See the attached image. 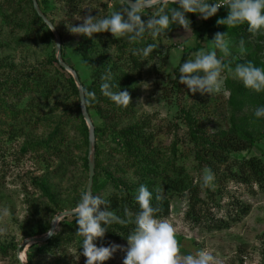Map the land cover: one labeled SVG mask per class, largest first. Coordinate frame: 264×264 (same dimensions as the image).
Wrapping results in <instances>:
<instances>
[{
  "label": "rangeland",
  "instance_id": "374dc122",
  "mask_svg": "<svg viewBox=\"0 0 264 264\" xmlns=\"http://www.w3.org/2000/svg\"><path fill=\"white\" fill-rule=\"evenodd\" d=\"M38 3L59 33L63 60L78 73L83 87L89 86L92 70L77 48L81 43L93 42L87 36L71 33L68 25L82 24L89 14L108 15L118 10L123 1L86 0L76 14L63 0H38ZM168 7L178 5L169 2ZM155 10L145 9L142 19L146 22ZM227 15L228 11L221 16ZM186 18L191 21L188 30L174 24L155 42L146 34L135 43L136 48L150 39L156 44L154 53L146 58L139 55L137 62L133 59L137 54L132 52L135 47L123 46L129 42L127 37L122 36L117 44L104 48L107 39L115 37L110 32L100 33L103 52L110 57L115 70L128 77L127 86L113 92L127 90L131 103L124 106L132 110L115 121L119 128L146 121L147 132L156 138L160 159L154 163L156 174L142 176V170L132 167V159L126 158L121 137L115 138L111 130L104 132L108 120L102 119L94 106L99 104L101 108V104L90 102V116L101 130L96 135L97 170L92 192L105 201L113 193L120 194L123 184L114 183L110 174L138 188L145 185L169 201L170 213L158 219L174 226L182 257L206 249L214 257L213 264H264V188L229 182L222 194H217L219 184L214 176L205 185L203 176L210 171L198 163L187 121L180 112L184 104L193 108L196 101L203 102L208 106L207 113L193 111L200 126L213 133L225 132L230 128L233 113L227 102L233 97L234 87L242 88L241 97H246L248 104L241 114L247 115L246 127L257 141L253 149L236 155L259 156L264 161V118L257 119L254 115L258 107L264 106V91L246 88L229 71L235 67L226 64L220 89L212 94L192 93L179 79L183 56L186 60L194 59L201 51H217L224 63L247 61L264 66V31L226 36L231 54L224 56L211 40L216 33H223L220 27L228 26L219 25L212 17L203 20L196 13H187ZM193 20L198 35L193 31ZM45 25L42 29L34 22L28 0H0V264H28L29 254L40 245L29 242L28 231L38 224L51 229L60 213L75 208L89 184L90 152L79 88L76 92L71 84L73 75L60 65L56 37ZM241 40L243 52L239 48ZM49 90L52 95L47 93ZM91 97V93L86 94V100ZM176 181L185 182L177 188ZM192 185L199 187L211 216L229 220V228L213 229L187 216L191 205L188 191ZM208 188L215 198L207 194ZM244 207L248 212L240 213L233 222L229 214H237ZM101 211H107L106 204L101 205ZM65 221H75L78 226L76 218L68 216L58 222L57 230ZM113 244L122 247L104 264H123L128 243L107 240L98 247ZM3 248L7 253H3ZM82 252L83 249L72 246L66 256L46 255L36 258L33 264H85L87 258Z\"/></svg>",
  "mask_w": 264,
  "mask_h": 264
},
{
  "label": "clouds",
  "instance_id": "9594fccd",
  "mask_svg": "<svg viewBox=\"0 0 264 264\" xmlns=\"http://www.w3.org/2000/svg\"><path fill=\"white\" fill-rule=\"evenodd\" d=\"M169 2L178 7L169 8ZM221 7H226L228 15L217 21L219 25L235 27L246 23L250 33L264 31V0H123L122 6L108 15L85 16L83 23L78 26L68 25L71 33L93 38L94 34L110 32L115 38L127 37L129 43L142 41L145 35H150L155 42L156 38L165 34L172 25L178 24L185 29L191 28V21L186 18L187 13H196L203 20L215 16ZM147 8L156 9L145 22L142 17ZM227 34L216 33L212 43L215 49L229 56L230 49L226 40ZM144 47L133 48V54L148 57L156 47L155 43ZM240 51L244 50V41H240ZM146 60V59H145ZM144 60V61H145ZM224 62L218 58L217 51H201L195 54L194 59H188L179 67L180 83L187 86L192 92L212 94L219 91L221 76L224 71ZM229 71L241 80L246 88L256 92L264 91V68L253 63L238 64ZM105 83L101 85L105 95L118 105L131 103V96L127 90L109 91L112 77H102ZM86 107L87 100L81 101ZM254 115L257 119L264 118V106L258 107ZM212 174H205V185L213 181ZM139 211L133 213L125 207L124 217L116 211H101V205L108 202L102 196L92 191L82 193L73 209L78 224L77 235L83 237V256L85 264H104L122 246L113 244L111 247H98L94 241L101 238L108 231V225L134 224L128 236V248L123 264H213L214 257L206 249L195 255H180V246L176 239L174 226L167 220L158 219V211L152 206V193L147 186L141 185L134 197Z\"/></svg>",
  "mask_w": 264,
  "mask_h": 264
},
{
  "label": "trees",
  "instance_id": "16d2710c",
  "mask_svg": "<svg viewBox=\"0 0 264 264\" xmlns=\"http://www.w3.org/2000/svg\"><path fill=\"white\" fill-rule=\"evenodd\" d=\"M86 0H63L67 8L76 14L80 12V7ZM28 5H30L34 11V22L40 25V28H44L46 25L43 19L38 15L33 7V0H28ZM229 11L226 7H223L218 10L217 14L212 17L217 20L221 19L223 13L225 14ZM223 30V33L227 36L238 35L240 33H250L247 28V24H239L235 27H220ZM193 31L198 35V30L196 28L195 22L193 20ZM93 43L88 44L86 42L81 43L77 48L78 52L84 58V61L89 64L92 70V83L89 86H84L85 94L91 93L92 97L87 99V108L90 112V102L100 103V105H94L97 113L101 116L102 119L107 118L108 124L107 128H104L105 131L111 130L112 133L116 134L115 138L119 135L122 139L123 152L125 153L128 161L132 159V167L142 170V176L149 177L155 172L154 163L160 159L158 151L155 147L156 138L152 133L147 132V123L146 121L128 124L124 127H118L115 119L121 118L124 114H130L129 107L118 105L113 102L109 96L105 95L104 90H102L101 85L105 83L102 79L104 76L110 75L112 77L110 84L114 87H110L109 91H115L125 85L128 81V77L125 73L119 71L112 66V60L110 57L103 52V45L100 42H103L102 35L100 33L94 34L93 38H89ZM120 39L117 38H108L105 43L107 48L113 44H117ZM150 43H153L151 39L141 47H144ZM127 45L134 46L129 42L123 43V46ZM139 48L140 46L137 45ZM155 52V49L152 53ZM139 55L134 56V61L137 62ZM186 56H183L182 62H185ZM247 61H233L229 63H224V65L236 66L238 64H247ZM257 67L264 68V66L254 64ZM71 84L76 92H78L77 85L75 81L71 79ZM231 85V82H228ZM180 92V85L178 86ZM48 89H45V91ZM51 90V89H50ZM47 92L48 94H53V91ZM242 88H233V97L229 99L227 104L232 108L233 113L230 117V128L221 133L209 132L206 129H203L197 121L196 113L193 112L196 110L200 114L207 113L208 106L203 102H195L193 108L182 106L180 112H182L184 118L187 121L189 130L188 134L190 136L191 143L194 145V151L196 153V159L200 166L206 168L210 173L216 178V183L219 184V189L216 191L217 194H222L223 187H227L226 183L229 182H239L247 187H253L258 185L260 188H264V161L259 156H251L250 158L237 157L236 153L242 151H248L255 147L257 138L254 134L246 127L248 124L247 115H242L241 111L247 107V98L243 96ZM130 106V105H129ZM99 108V109H98ZM227 108V106H226ZM85 134L89 143V129L86 126L85 121L83 120ZM96 128V135L100 133V129ZM89 168V164H87ZM97 169H95L96 172ZM96 175V173H95ZM110 179L114 183H122L123 188L121 193H113L112 197L107 200V211H116V214L120 217H124L123 209L125 207L129 208L133 213L139 211V206L135 202V195L139 189L135 184H128L118 181L110 174ZM180 182V183H178ZM185 181H176L175 184L177 188L184 183ZM185 185V184H184ZM225 191L227 190L224 188ZM152 193V206L158 211L155 213L157 218L162 216H167L170 213L171 205L168 200L163 199L160 195H157V192L150 189ZM191 195L190 199V210L187 212V216L192 218L197 223L203 222L204 225L209 226L210 228L222 230L230 227L229 220L225 219H214L211 215V211L205 206V201L201 198V193L199 187L192 185L188 191ZM207 194L209 196H214L215 193L211 191L210 188L207 189ZM242 211L237 212V214H229L230 218L235 221L236 217L240 213L246 214L248 208L244 207ZM76 218V216H74ZM134 224L120 225L118 223H112L108 225V231L101 238H98L94 243L97 246L103 245L107 240L116 241L120 243H128L127 236L134 230ZM50 228L45 224H38L28 231V238L40 236L46 234ZM78 226L75 224V221L67 222L62 224V227L57 230L52 237L45 243L37 245V250L34 253H30L28 256V264H33L36 258H40L46 255L59 254L61 256H66L68 250L72 246H77L81 249L83 237L77 235ZM3 253H7L6 248L2 249Z\"/></svg>",
  "mask_w": 264,
  "mask_h": 264
},
{
  "label": "water",
  "instance_id": "95a60500",
  "mask_svg": "<svg viewBox=\"0 0 264 264\" xmlns=\"http://www.w3.org/2000/svg\"><path fill=\"white\" fill-rule=\"evenodd\" d=\"M33 3H34V7H35V10L37 11L38 15L50 27V29L53 31V33H54V35L56 37V52L58 54V61H59L60 65L73 75L75 83H76L77 87L79 88L81 101L85 100L86 99L85 90H84V87L82 85V82H81V79H80L78 73L75 71V69H73L69 64H67L63 60L62 44H61L60 36H59V33H58L57 29L55 28L53 23L46 17V15H44V13L41 12L38 0H33ZM81 108H82V113L84 115L85 121H86V123L88 125V129H89V152H90V158H89V184L87 186V191L88 190L92 191L93 184H94V177H95V173H96L95 172V169H96V154H95L96 128H95L93 120H92V118L90 116V113L88 111L87 105L85 107L81 103ZM68 216H75L74 213H73V210H68V211H64V212L60 213L56 217V219L54 220V222H53V224L51 226V229H50V231L47 234L41 235V236L32 237V238L29 239V242L30 243H38V244H42V243L47 242L52 237V235L57 231L58 222L61 219L65 218V217H68Z\"/></svg>",
  "mask_w": 264,
  "mask_h": 264
},
{
  "label": "built area",
  "instance_id": "2783aa9c",
  "mask_svg": "<svg viewBox=\"0 0 264 264\" xmlns=\"http://www.w3.org/2000/svg\"><path fill=\"white\" fill-rule=\"evenodd\" d=\"M221 8H223V7H221ZM221 8H220V9H221Z\"/></svg>",
  "mask_w": 264,
  "mask_h": 264
}]
</instances>
